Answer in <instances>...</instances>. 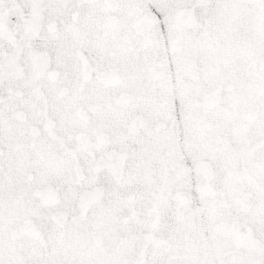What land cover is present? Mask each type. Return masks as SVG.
Instances as JSON below:
<instances>
[{"label": "snow or ice", "instance_id": "6c2138e0", "mask_svg": "<svg viewBox=\"0 0 264 264\" xmlns=\"http://www.w3.org/2000/svg\"><path fill=\"white\" fill-rule=\"evenodd\" d=\"M0 264H264V0H0Z\"/></svg>", "mask_w": 264, "mask_h": 264}]
</instances>
